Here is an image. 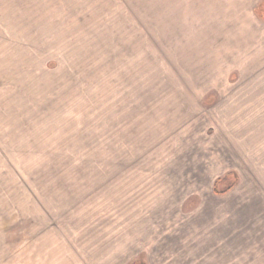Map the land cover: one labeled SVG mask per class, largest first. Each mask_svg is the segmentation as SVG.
Masks as SVG:
<instances>
[{
  "label": "rangeland",
  "instance_id": "obj_1",
  "mask_svg": "<svg viewBox=\"0 0 264 264\" xmlns=\"http://www.w3.org/2000/svg\"><path fill=\"white\" fill-rule=\"evenodd\" d=\"M0 264H264V0H0Z\"/></svg>",
  "mask_w": 264,
  "mask_h": 264
},
{
  "label": "trees",
  "instance_id": "obj_2",
  "mask_svg": "<svg viewBox=\"0 0 264 264\" xmlns=\"http://www.w3.org/2000/svg\"><path fill=\"white\" fill-rule=\"evenodd\" d=\"M234 177V175L230 174L223 179L218 180L214 185V192L217 195H223L226 192H228L234 185L233 182H231V179Z\"/></svg>",
  "mask_w": 264,
  "mask_h": 264
},
{
  "label": "crops",
  "instance_id": "obj_3",
  "mask_svg": "<svg viewBox=\"0 0 264 264\" xmlns=\"http://www.w3.org/2000/svg\"><path fill=\"white\" fill-rule=\"evenodd\" d=\"M258 88V86H252V87H250L249 89H250V91H254V89H257ZM261 102V101H260ZM236 108V107H235ZM237 109V108H236Z\"/></svg>",
  "mask_w": 264,
  "mask_h": 264
}]
</instances>
